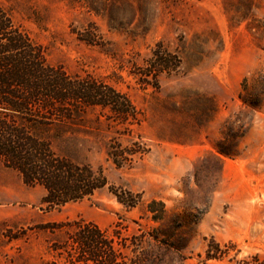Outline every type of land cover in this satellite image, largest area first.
<instances>
[{
    "label": "rangeland",
    "instance_id": "obj_1",
    "mask_svg": "<svg viewBox=\"0 0 264 264\" xmlns=\"http://www.w3.org/2000/svg\"><path fill=\"white\" fill-rule=\"evenodd\" d=\"M0 3L47 64L112 86L135 111L119 122L88 106L50 130L56 154L105 176L87 198L50 206L42 186L0 160V264H47L64 223L120 221L125 236L149 230L158 225L143 213L152 199L164 204V225L181 224L182 264H203L209 239L234 246L207 264H264V0ZM157 45L179 67L144 76ZM110 189L141 203L127 209Z\"/></svg>",
    "mask_w": 264,
    "mask_h": 264
},
{
    "label": "trees",
    "instance_id": "obj_2",
    "mask_svg": "<svg viewBox=\"0 0 264 264\" xmlns=\"http://www.w3.org/2000/svg\"><path fill=\"white\" fill-rule=\"evenodd\" d=\"M180 62L177 54L157 45L141 74L155 78L175 71ZM94 105L107 107L119 122L135 118L129 101L112 86L47 64L42 47L0 3V160L24 184L42 186L43 201L50 206L87 198L107 183L100 170L56 154L49 135ZM110 191L127 209L141 203L138 193ZM143 213L158 225L130 236L123 235L120 221L109 228L83 220L56 225L67 230L62 240L52 243L54 258L47 264H182L185 241L178 219L164 225L166 209L155 199L144 205ZM233 246L209 239L199 261L221 260Z\"/></svg>",
    "mask_w": 264,
    "mask_h": 264
}]
</instances>
